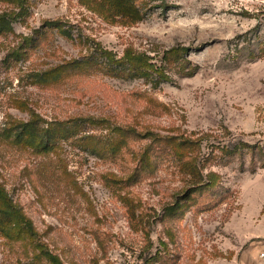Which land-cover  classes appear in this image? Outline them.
I'll list each match as a JSON object with an SVG mask.
<instances>
[{
    "label": "rangeland",
    "instance_id": "374dc122",
    "mask_svg": "<svg viewBox=\"0 0 264 264\" xmlns=\"http://www.w3.org/2000/svg\"><path fill=\"white\" fill-rule=\"evenodd\" d=\"M24 4L0 0V132L59 131L48 153L0 138V264H263L264 0H128L134 20Z\"/></svg>",
    "mask_w": 264,
    "mask_h": 264
},
{
    "label": "trees",
    "instance_id": "16d2710c",
    "mask_svg": "<svg viewBox=\"0 0 264 264\" xmlns=\"http://www.w3.org/2000/svg\"><path fill=\"white\" fill-rule=\"evenodd\" d=\"M131 1V0H130ZM18 7L21 9L24 7L25 0H12ZM90 2L98 6L99 9L110 16H118L122 17L123 19L127 20H134L140 18L137 13V8L133 9L130 6H128V0H90ZM167 6V5H166ZM145 14V13H144ZM9 15H6L5 13H0V32L6 28V24L8 22ZM128 57V55H126ZM133 62H142L141 57H128ZM89 119V118H88ZM40 119H29L27 121H15L11 123L12 125H6L2 128V131L0 132V138L2 140H7L10 142L19 143L20 141L24 140L25 136H30L33 140H35L37 143L35 145V149L37 152H43L48 153L50 151V148L54 145V142L56 141L57 130L56 128L48 125V127H41L40 126ZM87 120V119H86ZM85 121V120H82ZM82 121H79L78 119H75V121L72 120H66L63 121V126L60 129L61 135L63 138L65 137L67 140L72 138L74 136V133L80 128ZM73 122V123H70ZM95 122V121H94ZM118 130H123L122 128L118 127ZM133 130V129H132ZM140 135V134H139ZM105 135H95L93 133H88L83 136H81L80 140L83 141V147L87 150H90L92 154H96L99 157L102 158H108L112 157L113 155H116L115 153L117 150H111L113 147V136L109 139H105ZM172 144L173 148L175 150V154L178 161L184 160L182 159L183 156H185L190 149L191 145L194 143V141L190 140L189 138H180V141L178 143L177 137H172ZM174 140V141H173ZM191 151V150H190ZM194 160H198L196 157ZM215 179H211L210 182H214ZM203 183V181H202ZM199 183L200 185H208L207 183ZM192 188V187H191ZM10 199L7 196L6 190L4 186L0 183V207L2 208H8L10 206ZM7 209H0V211H5ZM16 213V212H15ZM17 214V213H16ZM23 214L20 213L17 214V217L15 219V223L19 225L22 222ZM50 260L53 262V264H61L60 259L56 255H52L50 257Z\"/></svg>",
    "mask_w": 264,
    "mask_h": 264
},
{
    "label": "built area",
    "instance_id": "2783aa9c",
    "mask_svg": "<svg viewBox=\"0 0 264 264\" xmlns=\"http://www.w3.org/2000/svg\"><path fill=\"white\" fill-rule=\"evenodd\" d=\"M258 257L260 258L261 261H263V264H264V249H262V250L259 252Z\"/></svg>",
    "mask_w": 264,
    "mask_h": 264
}]
</instances>
